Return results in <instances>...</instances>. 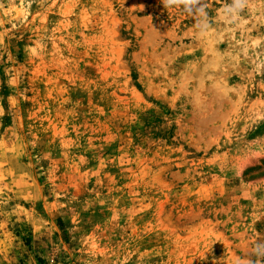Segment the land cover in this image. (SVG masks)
Listing matches in <instances>:
<instances>
[{
	"label": "rangeland",
	"instance_id": "374dc122",
	"mask_svg": "<svg viewBox=\"0 0 264 264\" xmlns=\"http://www.w3.org/2000/svg\"><path fill=\"white\" fill-rule=\"evenodd\" d=\"M0 264H264V0H0Z\"/></svg>",
	"mask_w": 264,
	"mask_h": 264
},
{
	"label": "clouds",
	"instance_id": "9594fccd",
	"mask_svg": "<svg viewBox=\"0 0 264 264\" xmlns=\"http://www.w3.org/2000/svg\"><path fill=\"white\" fill-rule=\"evenodd\" d=\"M167 4L177 3V0H165Z\"/></svg>",
	"mask_w": 264,
	"mask_h": 264
}]
</instances>
